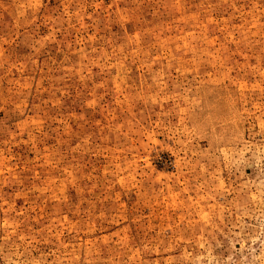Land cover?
Masks as SVG:
<instances>
[{
    "label": "rangeland",
    "instance_id": "obj_1",
    "mask_svg": "<svg viewBox=\"0 0 264 264\" xmlns=\"http://www.w3.org/2000/svg\"><path fill=\"white\" fill-rule=\"evenodd\" d=\"M0 264H264V0H0Z\"/></svg>",
    "mask_w": 264,
    "mask_h": 264
}]
</instances>
